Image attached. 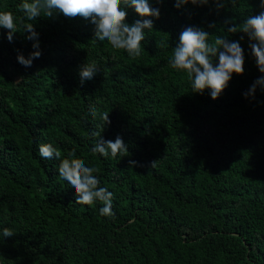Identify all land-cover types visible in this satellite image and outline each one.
I'll use <instances>...</instances> for the list:
<instances>
[{
    "label": "trees",
    "instance_id": "16d2710c",
    "mask_svg": "<svg viewBox=\"0 0 264 264\" xmlns=\"http://www.w3.org/2000/svg\"><path fill=\"white\" fill-rule=\"evenodd\" d=\"M21 3L0 0L20 29L9 42L0 28V264H264V88L244 95L264 73L247 35L224 30L226 20L258 14L259 0L219 11L211 2L178 9L175 0H150L161 15L138 58L93 39L90 20L42 14L30 21L42 52L31 67L17 60L36 50L22 32ZM139 19L129 8L127 22ZM187 26L227 35L244 50L245 73L216 100L209 90L192 92L169 64ZM85 62L98 71L81 85ZM93 106L110 123L94 119ZM94 132L121 136L128 155H94ZM44 143L99 167L113 217L100 215V202L76 203L60 161L40 157ZM4 228L15 235L4 239Z\"/></svg>",
    "mask_w": 264,
    "mask_h": 264
},
{
    "label": "clouds",
    "instance_id": "9594fccd",
    "mask_svg": "<svg viewBox=\"0 0 264 264\" xmlns=\"http://www.w3.org/2000/svg\"><path fill=\"white\" fill-rule=\"evenodd\" d=\"M163 0H157L162 3ZM214 3L216 9L225 8L229 3L235 5V0H175L179 9L189 3L194 6H204ZM261 11L258 14L248 15L241 24L225 21L224 30L235 34L242 32L250 41L251 55L255 58L257 67L264 73V0H259ZM132 8L142 18L134 23L127 22L128 9ZM18 11L23 13L22 32L25 38L34 41L36 49L26 58L23 54L17 57L18 62L31 67L35 59L40 58L39 33L30 21L37 20L43 14L51 18L54 12L63 14L66 18L82 17L95 26L94 38L98 41H107L117 50H124L132 58H138L144 51L142 42L145 40V30L154 28V19H159L161 13L150 3V0H22ZM17 16L12 11H0V28L7 30V39L12 42L14 35L20 32L17 26ZM29 21V22H23ZM210 27L215 28L212 24ZM243 39V36H241ZM245 53L239 41H232L227 35L213 34L204 28L187 26L179 35L177 46L172 48L169 64L173 69L184 72L191 84L192 92L203 94L209 90L213 100L218 99L229 86L234 75L245 73ZM98 71L95 62H85L80 68L79 76L81 85L86 80H92ZM257 87L264 88V75L250 86L245 92V98L255 96ZM90 114L95 119L97 116L108 123L109 113L100 114L93 106ZM99 139L92 147V153L100 154L107 158L128 155V146L121 136L115 140H105L99 132H94ZM39 155L43 159L59 160V177L66 181L76 194V203L81 205H94L100 202L99 213L101 216L113 217V193L107 187L101 186L98 178L99 167L86 166L85 160L77 156L76 150H71L66 157H62L58 148L51 143L39 146ZM131 167L137 162L129 161ZM155 162L152 163V167ZM15 233L10 228L2 230V237L10 238Z\"/></svg>",
    "mask_w": 264,
    "mask_h": 264
}]
</instances>
